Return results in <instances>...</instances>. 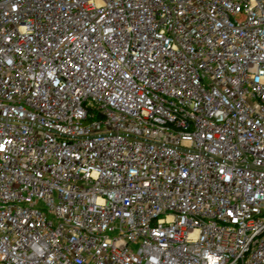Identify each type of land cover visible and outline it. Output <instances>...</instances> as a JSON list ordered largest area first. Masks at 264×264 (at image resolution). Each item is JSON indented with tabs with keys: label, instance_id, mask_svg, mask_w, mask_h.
<instances>
[{
	"label": "built area",
	"instance_id": "2783aa9c",
	"mask_svg": "<svg viewBox=\"0 0 264 264\" xmlns=\"http://www.w3.org/2000/svg\"><path fill=\"white\" fill-rule=\"evenodd\" d=\"M0 264H264V0H0Z\"/></svg>",
	"mask_w": 264,
	"mask_h": 264
}]
</instances>
